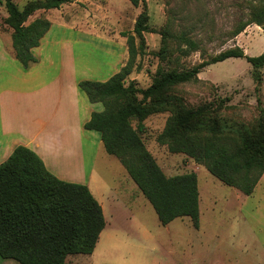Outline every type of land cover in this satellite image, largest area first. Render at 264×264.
<instances>
[{
  "label": "trees",
  "instance_id": "obj_1",
  "mask_svg": "<svg viewBox=\"0 0 264 264\" xmlns=\"http://www.w3.org/2000/svg\"><path fill=\"white\" fill-rule=\"evenodd\" d=\"M74 0H36L21 10L14 0H5L8 16L0 29L11 35L15 58L28 69L38 59L33 49L51 29L45 18H29L39 10H56ZM139 7L146 0H129ZM250 1L248 19L234 26L235 38L247 26L264 29V0ZM147 8L138 15L133 34L127 37L128 60L108 81L85 80L79 88L91 103H101L84 126L98 132L106 152L116 157L130 178L167 226L188 217L196 228L200 222V192L196 173L167 176L147 149L142 134L151 115L170 112L157 140L171 153H182L204 165L217 179L251 196L264 177V112L252 123L227 118L230 98L189 106L177 87L200 81L207 67L230 58H244L253 67L255 80H262L264 53L248 56L241 47L228 49L209 60L183 70L159 68L147 89L129 81L138 69L137 58L145 51V34L151 33ZM159 53L166 60L172 51L169 40L179 44L182 57L200 50L189 32L175 35L169 26L162 32ZM184 45V47H183ZM136 123V126H134ZM106 227L102 206L88 186L60 180L31 149L19 146L0 165V256L20 264H79L77 255H92Z\"/></svg>",
  "mask_w": 264,
  "mask_h": 264
},
{
  "label": "rangeland",
  "instance_id": "obj_2",
  "mask_svg": "<svg viewBox=\"0 0 264 264\" xmlns=\"http://www.w3.org/2000/svg\"><path fill=\"white\" fill-rule=\"evenodd\" d=\"M31 1L36 0H14L21 10ZM250 1L259 2L146 0L135 7L129 0H74L60 9L36 11L28 23L42 17L55 23H76L86 33L99 34L102 38L94 36L92 41V60H99L101 56L108 59L106 48L115 51L112 59L106 61L110 64L105 68H93L94 74L103 76L100 79H107L104 75L113 73V63L125 59L121 55L122 49H125L127 62V37L124 35L133 34L135 21L146 7L152 32L145 34V51L137 58L139 67L129 81L134 80L139 88L147 89L159 68L188 69L237 46L248 56L262 55V27L251 24L235 38L229 37L234 26L248 19ZM7 16L5 0H0V22ZM54 25L58 28V24ZM167 26L175 35L189 32L199 43L200 50L182 57L177 52L179 43L171 39L169 47L172 51L166 60L161 59L162 32ZM106 37L109 42H105ZM10 42L11 35L0 29V44L7 52ZM83 49L78 45L76 53L85 55ZM9 55L10 59L16 60L11 53ZM96 70L100 71L95 73ZM261 72L262 80L257 82L253 67L246 59L230 58L204 69L199 75L200 81L180 85L176 90L191 107L228 97L232 107L224 115L235 121L252 123L264 112V68ZM170 115L167 111L148 117L144 121L146 130L142 138L167 176L197 174L199 227L196 228L188 217L163 226L154 207L121 162L101 145L94 162L97 185L93 181L91 187L94 191L97 188L99 192H108L105 195L107 225L92 255H77L71 260L79 264H264V177L254 193L246 196L214 177L194 159L182 153H171L157 140Z\"/></svg>",
  "mask_w": 264,
  "mask_h": 264
},
{
  "label": "crops",
  "instance_id": "obj_3",
  "mask_svg": "<svg viewBox=\"0 0 264 264\" xmlns=\"http://www.w3.org/2000/svg\"><path fill=\"white\" fill-rule=\"evenodd\" d=\"M51 23L41 45L33 49L38 62L29 69L16 58L10 59L9 53L14 56L12 42L8 45L9 53L0 44V165L17 147L25 146L60 180L88 186L105 216L108 192H99L97 188L94 191L91 187L93 181L97 185L94 162L104 145L98 132L84 128L92 114L103 111L104 107L101 103H91L79 83L105 81L118 73L126 63L125 49L121 53L125 59L113 63V73L104 75L107 79H100L103 76L93 73L94 66L105 68L115 51L106 48L108 59L101 56L92 60V41L94 36L102 38L99 34L86 33L76 23ZM104 39L109 42L107 37ZM78 45L84 47L86 56L76 53ZM0 264L20 263L0 256Z\"/></svg>",
  "mask_w": 264,
  "mask_h": 264
}]
</instances>
